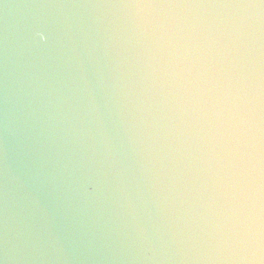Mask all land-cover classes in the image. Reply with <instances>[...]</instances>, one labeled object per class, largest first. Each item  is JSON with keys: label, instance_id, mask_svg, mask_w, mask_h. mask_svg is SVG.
<instances>
[{"label": "water", "instance_id": "1", "mask_svg": "<svg viewBox=\"0 0 264 264\" xmlns=\"http://www.w3.org/2000/svg\"><path fill=\"white\" fill-rule=\"evenodd\" d=\"M262 80L264 0H0V264H264Z\"/></svg>", "mask_w": 264, "mask_h": 264}, {"label": "clouds", "instance_id": "2", "mask_svg": "<svg viewBox=\"0 0 264 264\" xmlns=\"http://www.w3.org/2000/svg\"><path fill=\"white\" fill-rule=\"evenodd\" d=\"M240 132L248 149L249 175L258 180L264 189V80L244 108L240 118ZM264 228V212L261 215Z\"/></svg>", "mask_w": 264, "mask_h": 264}]
</instances>
